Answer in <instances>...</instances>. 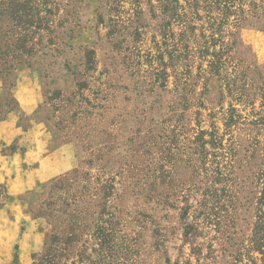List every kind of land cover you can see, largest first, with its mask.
Masks as SVG:
<instances>
[{"label": "rangeland", "instance_id": "1", "mask_svg": "<svg viewBox=\"0 0 264 264\" xmlns=\"http://www.w3.org/2000/svg\"><path fill=\"white\" fill-rule=\"evenodd\" d=\"M37 1L22 78L35 82L40 103L21 124H40L49 149L75 142L79 159L28 192L42 244L31 264H262L246 247L264 170V29H240L224 70L192 81L180 122L174 108L183 112L186 92L174 91L173 77L161 88L158 76L178 39L173 20L166 28L174 0L168 11L166 0ZM10 49L4 39L0 53ZM14 63L0 57V117L17 110ZM230 107L241 117L232 134L223 122ZM212 123L224 149L199 155L195 137ZM233 137L232 187L214 173L227 170Z\"/></svg>", "mask_w": 264, "mask_h": 264}, {"label": "trees", "instance_id": "2", "mask_svg": "<svg viewBox=\"0 0 264 264\" xmlns=\"http://www.w3.org/2000/svg\"><path fill=\"white\" fill-rule=\"evenodd\" d=\"M166 3H168L166 5L168 11L170 9L169 0H166ZM37 4V0H0V44L6 39V42L11 45V49L0 53V57L10 56L12 62H15L10 67L18 65L14 66V71L10 75L12 79L14 72L22 67L25 68L24 63H28L29 57L33 54L29 38L30 34L33 33L32 28L35 27V20L37 17L39 18L40 12ZM47 4V2L43 3V5ZM173 4H175L173 8L175 13L166 23V28L170 30L173 20L179 29L178 39L173 55L168 56L170 58L169 63L163 61L164 70L161 77L160 74L158 76L162 82L161 88L167 90L170 78L173 77L175 79L174 91L179 93V87L182 86L183 93L186 92V95L180 96L185 102L183 112L180 113V105L174 108V115L181 119V122L189 107L192 81H198L197 78L204 76L202 73L214 75L224 70L225 59L230 56V51L237 44L236 36L240 29L245 27L264 29V0H174ZM36 27L38 28V24ZM198 31L199 33H197ZM21 34L23 35L22 38H20ZM203 62H207V71L204 70ZM8 64L10 63H5V65ZM169 68L174 69L172 75L168 72ZM194 69H197V75L194 74ZM222 94L221 88L220 95ZM203 105L201 103L200 106ZM10 111L12 110L8 112ZM197 114L199 115V113ZM5 115L1 116L0 120H3ZM223 116L226 133L232 134L241 117L238 115V111L232 107ZM211 127L212 131H199L195 137L193 145H195L199 155L208 154L206 150L208 145L216 150L224 149L222 139L219 136L220 129L216 123H212ZM206 136L211 139L206 141ZM239 146L240 144L237 147L233 137L230 140L228 150H226L230 151L231 154L230 161L226 166L227 170L215 172L214 183L225 182L232 187L240 184V169H236V164L234 165L235 160L237 163ZM262 162H264V155ZM255 181L260 190L257 191L255 197L256 220L250 243L246 249L249 256L252 252L259 253L262 256L261 263L264 264V170L258 171ZM45 188L46 184L41 189ZM30 194L28 193L27 197ZM251 259L252 264H257L254 257L251 256Z\"/></svg>", "mask_w": 264, "mask_h": 264}, {"label": "crops", "instance_id": "3", "mask_svg": "<svg viewBox=\"0 0 264 264\" xmlns=\"http://www.w3.org/2000/svg\"><path fill=\"white\" fill-rule=\"evenodd\" d=\"M26 71L22 67L13 74L17 110L0 120V264L32 263L42 244L26 193L74 169L79 159L75 142L49 149L40 124L22 127L21 116L30 117L40 103L35 82L22 78Z\"/></svg>", "mask_w": 264, "mask_h": 264}]
</instances>
